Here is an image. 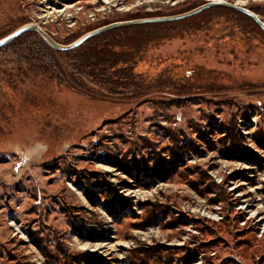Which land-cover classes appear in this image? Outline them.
Returning <instances> with one entry per match:
<instances>
[{
    "label": "rangeland",
    "instance_id": "1",
    "mask_svg": "<svg viewBox=\"0 0 264 264\" xmlns=\"http://www.w3.org/2000/svg\"><path fill=\"white\" fill-rule=\"evenodd\" d=\"M210 1L0 0V37L32 24L67 45ZM223 1L264 22V0ZM224 8L114 48L135 54L141 95L0 52V264H264V29ZM36 142L26 165L16 148Z\"/></svg>",
    "mask_w": 264,
    "mask_h": 264
},
{
    "label": "trees",
    "instance_id": "2",
    "mask_svg": "<svg viewBox=\"0 0 264 264\" xmlns=\"http://www.w3.org/2000/svg\"><path fill=\"white\" fill-rule=\"evenodd\" d=\"M214 7H226L225 10L239 11L259 25L243 11L228 6ZM210 8L180 20L149 22L114 28L89 38L81 45L70 50H60L50 44L40 32L28 30L7 44L0 46V52L14 48L18 53V51L24 49L28 53L29 60L44 66L47 72L56 77L61 83L92 95L114 96L115 94L124 93L127 88L133 89L129 92L126 91L127 93L139 95V87L134 82L135 75L133 73L134 61L136 60L135 54L117 51L114 48L128 39L139 41L142 38L148 39L153 35L172 31L175 26L181 23L202 17L209 10H212ZM12 32L1 36L0 39ZM10 63L16 64L12 61ZM118 88L123 89V91H116ZM233 156L249 161L256 159L255 151L245 146L234 147ZM118 166L128 174H132L131 169H126L122 165ZM161 178H165V176ZM110 190L112 195L108 194L107 196L112 197V199L116 198V202L124 207L125 199L118 195L116 197L115 191ZM87 197L92 203L95 202L91 194L87 193Z\"/></svg>",
    "mask_w": 264,
    "mask_h": 264
},
{
    "label": "water",
    "instance_id": "3",
    "mask_svg": "<svg viewBox=\"0 0 264 264\" xmlns=\"http://www.w3.org/2000/svg\"><path fill=\"white\" fill-rule=\"evenodd\" d=\"M214 6H228V7L243 11L246 14L250 15L264 29V22L252 10L241 7L235 3L210 1L204 5H201L195 9H193V10H190L188 12L178 14V15H171V16H165V17H155V18H145V19H134V20L116 22V23H112L109 25H105L103 27H99L97 29H94V30L84 34L83 36H81L76 41H74L70 44H67V45L57 42L51 35H49L47 32L42 30L39 26L32 25V24H25V25L21 26L20 28L16 29L15 31H13L12 33H10L9 35L1 38L0 39V46L7 44L8 42H10L14 38L20 36L21 34H23L24 32H26L28 30H36V31L40 32L48 40V42L50 44H52L54 47H56L60 50H70V49H73V48L81 45L82 43H84L89 38H92L96 35H99L101 33L108 31V30L114 29L116 27L125 26V25L141 24V23H149V22L180 20V19H184V18H187L189 16H192V15L198 14V13H200V12L210 8V7H214Z\"/></svg>",
    "mask_w": 264,
    "mask_h": 264
},
{
    "label": "clouds",
    "instance_id": "4",
    "mask_svg": "<svg viewBox=\"0 0 264 264\" xmlns=\"http://www.w3.org/2000/svg\"><path fill=\"white\" fill-rule=\"evenodd\" d=\"M48 149V145L43 142L17 147L16 151L20 153L21 159L27 165L30 162L39 159Z\"/></svg>",
    "mask_w": 264,
    "mask_h": 264
},
{
    "label": "bare ground",
    "instance_id": "5",
    "mask_svg": "<svg viewBox=\"0 0 264 264\" xmlns=\"http://www.w3.org/2000/svg\"><path fill=\"white\" fill-rule=\"evenodd\" d=\"M213 1L226 2V1H223V0H213ZM235 4H237V5H238V3H237V2H235Z\"/></svg>",
    "mask_w": 264,
    "mask_h": 264
}]
</instances>
